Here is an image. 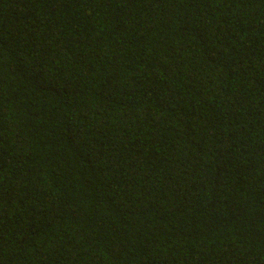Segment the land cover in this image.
Segmentation results:
<instances>
[{"label": "trees", "instance_id": "1", "mask_svg": "<svg viewBox=\"0 0 264 264\" xmlns=\"http://www.w3.org/2000/svg\"><path fill=\"white\" fill-rule=\"evenodd\" d=\"M0 264H264V0H0Z\"/></svg>", "mask_w": 264, "mask_h": 264}]
</instances>
